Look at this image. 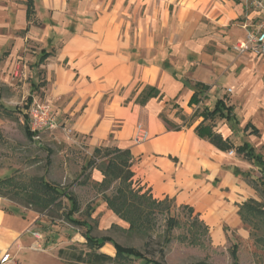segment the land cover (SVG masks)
Here are the masks:
<instances>
[{"label":"crops","instance_id":"1","mask_svg":"<svg viewBox=\"0 0 264 264\" xmlns=\"http://www.w3.org/2000/svg\"><path fill=\"white\" fill-rule=\"evenodd\" d=\"M66 1L46 0V3H56L61 8ZM78 3L80 8L90 4L95 14L90 26L73 33L55 52L42 48L53 55L42 63L39 64L40 52L34 57L37 69L42 70L41 89L47 101L60 115L67 116L75 132L87 136L90 158L93 150L100 146L128 150L133 160L130 167L133 186L147 191L154 200L167 198L174 200L178 207H190L192 216L199 221L200 211L205 215L221 208L227 213L231 211L222 205L226 193L243 192L244 189L237 186V177H243L235 172L245 173L240 168L244 161L249 162L230 150L233 154L228 156L236 154L242 160L224 171L219 180L222 162L230 151H221L197 137L195 128L203 121V110L212 111L215 102L224 98H213L214 74L208 61L197 63L189 59L205 57L196 50L199 45L223 42L230 24L240 26L236 29L238 37L234 44L241 42L262 21V11L257 7L251 9L247 0L239 3L233 0H79ZM26 10L27 0H23L20 21L25 27L21 31L26 34L24 42L33 32L29 26L35 16V0L29 19ZM165 29L170 33L166 42H157L155 32ZM24 42L17 37L11 51L0 54V63L4 60L5 69H17L24 62L26 55H20ZM165 43L168 46L165 47ZM22 70L26 71L25 65ZM199 84L205 89L196 86ZM10 86L3 83L0 88V103L6 107L8 100L3 93L5 87ZM148 87L157 90V97L141 106L136 100ZM13 114L15 118V112ZM2 117L10 119L0 112V124ZM235 117L237 124L232 126L220 119L223 125L218 128L214 121L204 124L212 125L213 132L232 144L233 137L243 134L249 138L260 137L258 127L247 121L241 128L236 114ZM248 124L257 131L256 135L250 133L251 128L243 130ZM138 126L144 128L150 138L135 144L133 137ZM173 126L180 129L170 130ZM244 142L260 153L249 141ZM87 172H94L92 180L100 184L103 176L98 169L89 168ZM87 172L82 175L86 180ZM249 185L253 188L251 181ZM65 201L63 199V205L67 207ZM1 204L0 198L1 252L13 256L16 264H64L58 256L60 249L44 240L37 228L41 222L38 214L45 212L31 205H28L30 210L22 212L16 208L10 212ZM104 207L114 224L118 221L126 224L108 210L105 203ZM227 220L236 222L234 216ZM99 252L111 257L116 255L110 243H105Z\"/></svg>","mask_w":264,"mask_h":264},{"label":"rangeland","instance_id":"2","mask_svg":"<svg viewBox=\"0 0 264 264\" xmlns=\"http://www.w3.org/2000/svg\"><path fill=\"white\" fill-rule=\"evenodd\" d=\"M78 1L67 0L66 3L61 4V8H58L56 3L48 4L46 0L45 3L44 0H35V16L29 26L33 32L24 42L26 34L24 36L21 31L25 27L20 21L23 0H0V54L6 50L11 51L16 38L21 37L24 47L20 55H26L20 67L11 71L9 68H4L2 64L4 60L0 63V88H3V83L11 85L5 87L3 93L4 98L8 100L9 108L22 109L29 94L33 101L50 104L41 89L42 70L37 69L34 57L42 48L55 52L72 37L73 33H79L90 26L95 14L91 11L90 4L80 8ZM233 1L239 3L242 0ZM247 1L251 9L256 8L253 6L254 0ZM236 29H240V26L230 24L223 35L226 38L223 42L210 41L199 45L196 50L205 57L189 60L197 63L201 60L208 61L214 74L213 98H224L226 105L230 104L234 107L241 128L247 121L259 128L260 137L249 138L248 135L243 134L237 138L233 137V144L240 145L244 140L249 141L264 157V58L253 60L244 55L239 56L233 50L235 38L238 37ZM169 34L166 29L157 30L154 38L157 42L162 40L166 42ZM166 46L168 45L165 43ZM23 65L26 71L22 70ZM178 77L185 78L182 75ZM30 83L35 85L31 87ZM50 106L57 119L58 128L52 132H43L38 140L26 139L21 113L15 112L13 120L1 118L0 179L11 177L14 181L28 183L32 178L42 177L49 183L68 189L80 203V213L74 214L73 219L86 221L93 228L92 236L98 238L108 236L116 243L135 247L163 264H190L204 261L207 264H264V216H254L244 224L238 215L239 206L248 199L264 204L260 192H255L250 187V180L237 177V186L244 189V194L234 193L232 190L227 193L224 191L226 199L221 204L229 207L232 213L231 211L227 213L223 208L220 211H208L206 215L200 211V221L206 224L208 231L200 235L198 244L192 245L185 240L189 236L188 216L178 208L174 200L171 204L168 203L171 209L169 214L178 218L180 226L172 231V240L169 243H165L162 238L165 231L163 215L157 216L153 223L154 227L146 236L129 233L127 224L120 221L114 224L110 220L104 203L97 194L96 183L92 180L94 172H87V180L82 176L81 167L91 156L87 136L75 132L70 121L66 119L67 116L60 115L53 105ZM214 122L217 128L223 125L218 119ZM148 138H150L149 133ZM228 154L226 153L222 162L223 167L218 173L219 180L224 171L238 165V161L242 160L236 154L233 156ZM240 169L248 172L251 178L259 177L256 167L245 161ZM133 188L137 189L135 185ZM12 191L7 187H0L1 206L10 212L16 208L22 212L26 209L30 210L22 195H14ZM65 204L67 205L66 201ZM88 207L89 210L92 209L91 218L84 212ZM62 211L63 209L59 208L51 212L45 211L43 214L36 213L41 221L37 228L44 240L52 242L63 251L61 259L64 264H79L73 255L86 252L85 241L82 238L86 228L69 225L64 220ZM217 213L219 216L216 215ZM233 216L236 222L227 220ZM233 244H237L236 263L232 262L230 256ZM138 263V261L132 262V264Z\"/></svg>","mask_w":264,"mask_h":264},{"label":"trees","instance_id":"3","mask_svg":"<svg viewBox=\"0 0 264 264\" xmlns=\"http://www.w3.org/2000/svg\"><path fill=\"white\" fill-rule=\"evenodd\" d=\"M33 12V0H27V19L32 16ZM53 56L52 52H46L44 49L40 51L39 64L45 61L47 58ZM201 88L205 87L202 84L196 85ZM157 97V90L152 88H145L136 100L139 105L145 104L149 99ZM22 109L14 107L13 109L6 107L0 103V112H4L11 120L14 118L13 112L21 113L23 116V128L24 135L27 140H33V133L28 127L29 113L28 108L33 102L32 96L28 95ZM212 111L203 110V121L198 127L195 128V134L197 137H201L207 140L217 149L229 152L234 150L239 156L254 165L260 174L258 178H251L248 172L239 173L243 178H249L251 185L255 191L260 192L261 197L264 199V158L260 153L256 151L248 143L241 146H234L230 140L223 139L222 136L213 132L212 125L204 124L205 121L213 122L216 118L223 120L228 125L237 124L234 114V108L230 105H226L224 100L218 99ZM165 122V119L162 117ZM252 129L250 133L257 134V131L250 125L244 127V131ZM179 130L177 126H173L170 130ZM92 157L86 163V166L82 168V175H84L89 168L95 167L102 173V180L100 184L96 185L97 194L101 197V200L106 204L108 210L128 227L129 233H138L145 235L154 227V221L157 216H165V231L163 234V240L165 243H169L171 233L175 228L180 226L179 220L176 216H170V207L172 200L164 199L156 201L145 191L141 193V189L133 188L131 178L133 173L131 171L132 155L128 150H122L118 148H111L108 146H100L95 148L92 152ZM50 153L48 154V156ZM4 186L12 191V194L22 195L26 200L27 205H31L39 212H51L54 209L64 207L62 216L64 220L71 226L78 228H86V231L82 235L85 243L86 252L75 254L73 258L79 264H132L133 261H138V264H163L148 257L146 254L140 252L135 247L123 246L116 243L108 236L97 238L92 236V227L86 221H80L73 219L74 214L80 213V205L78 199L74 194L70 193L68 189L61 187L60 185L47 182L42 177L32 178L30 182L21 183L14 181L13 178H1L0 187ZM8 190V189H7ZM63 199L67 202V207L63 205ZM238 215L240 220L246 224L247 220L254 216H264V204L256 203L254 200L248 199L245 203L239 206ZM182 211L187 213L188 216V233L189 236L185 240L189 241V244H198L200 235L207 233L208 227L205 223L199 221L196 216H192L193 209L190 207H178ZM91 210L89 207L84 211L86 216L91 218ZM105 243H110L115 249V256L111 257L106 254H102L99 250ZM231 259L232 262L237 261V244H233L231 247ZM62 250L58 252V256L61 258ZM190 264H207L204 262L190 263Z\"/></svg>","mask_w":264,"mask_h":264},{"label":"built area","instance_id":"4","mask_svg":"<svg viewBox=\"0 0 264 264\" xmlns=\"http://www.w3.org/2000/svg\"><path fill=\"white\" fill-rule=\"evenodd\" d=\"M253 6H256L262 11V21L254 27L252 32L247 34L244 40L235 43L233 45V50L239 56L250 55L254 58H264V0H254ZM28 113V127L33 133V140H38L43 132H52L58 128L56 117L51 106L43 103L41 104L37 100H34L28 108ZM133 139L137 144L143 143L149 139L148 132L141 126H138ZM232 154L233 151H230L229 155ZM33 235L38 238L37 233ZM0 264H16V261L8 252L0 251Z\"/></svg>","mask_w":264,"mask_h":264}]
</instances>
